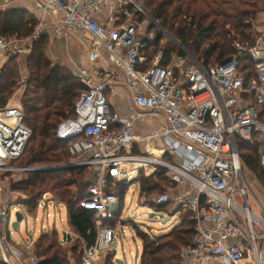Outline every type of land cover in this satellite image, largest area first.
Here are the masks:
<instances>
[{
  "label": "built area",
  "instance_id": "2783aa9c",
  "mask_svg": "<svg viewBox=\"0 0 264 264\" xmlns=\"http://www.w3.org/2000/svg\"><path fill=\"white\" fill-rule=\"evenodd\" d=\"M13 1L0 0V8ZM36 2L38 24L30 37L0 35V77L8 60L33 51L45 32L48 16L54 39L79 32L89 65L81 67L78 75L87 90L76 102V115L58 125L57 136L74 140L70 146L73 159L62 165L88 166L92 172L89 196L82 206L97 212L98 236L92 245L82 243L81 264H108L111 252V264L118 263L115 249L118 233L121 238L126 236L125 220L121 217L116 226L102 223L121 212L119 197L109 191L110 182L131 183L142 171L151 175L158 168L165 169L168 185L161 194L145 201L151 205L174 203L190 213L195 223L193 242L182 251L183 264L217 260L223 264H264V204L251 192L238 146L239 140L257 142L264 168L261 43L255 47L236 43L237 49L248 52L255 61L257 77L246 86L235 54L225 60H229L227 63L206 67L174 40L183 55L174 54L163 64L161 49L149 60L147 43L156 38L150 27L158 23L140 0ZM104 7L109 14L101 18ZM102 51L109 54L110 62L103 58ZM101 59L109 64L107 68L98 66ZM121 81L134 92L135 111L125 118L113 111L109 99V93ZM246 96H252L251 100ZM147 112L164 116L166 124L139 134L135 123ZM31 134L20 104L8 103L0 108V193L1 181L7 177L21 178L25 172L40 168L13 164L23 154ZM160 139L166 143L162 155L151 149ZM46 195L39 207L43 201L49 207ZM12 204L0 200V262L42 264L34 240L20 245L12 238ZM22 213L24 217V210ZM139 249L137 245L135 264H141Z\"/></svg>",
  "mask_w": 264,
  "mask_h": 264
},
{
  "label": "trees",
  "instance_id": "16d2710c",
  "mask_svg": "<svg viewBox=\"0 0 264 264\" xmlns=\"http://www.w3.org/2000/svg\"><path fill=\"white\" fill-rule=\"evenodd\" d=\"M140 1L151 17L204 66L221 63L235 54L239 58L238 71L244 76L245 85L257 77L254 59L248 52L237 49L236 43L244 47L258 45L262 32L255 30L253 26L257 15L264 11V0ZM37 22L36 16L24 9L0 10V35L28 38L33 34ZM45 37L46 33L34 44L28 59L31 73L25 83L21 103L25 122L31 128L32 134L23 154L13 162L16 166H54L66 164L73 159L70 146L74 140L59 139L57 129L63 120L76 115V102L81 93L87 90V85L66 66L51 64L44 53ZM164 38L165 34L158 32L154 40L148 41L146 48L149 60L161 49L164 52L163 64H167L174 54H184L176 42L170 41V45L162 44ZM18 58L12 57L4 65L0 77V108L7 106L19 87L20 72L16 61ZM246 98L251 100L252 96ZM261 120L264 121V106L261 110ZM238 146L243 163L264 183V168L259 161V144L239 140ZM24 175L23 178L5 179L17 195L14 203L23 205L27 213L33 214L39 207L42 196L51 194L68 210L71 227L77 236L74 241H78L80 245H92L96 242L97 212L82 206L83 200L89 196L88 190L92 184L90 167L36 169L27 171ZM165 178L163 168H158L147 176L142 171L135 181L139 183L140 199L147 200L153 195L161 194L164 191L162 182ZM130 184L132 183L110 182L109 191L119 197L121 212L110 219H104V226L119 224ZM153 206L156 211L164 214L181 210V216L188 217L183 216L169 233L158 236L149 237L143 230H137L136 233L143 243L141 264H183L182 251L193 242L196 232L190 213L185 214L180 207L173 210L174 203ZM41 236V239H44L48 238L49 234L44 233ZM77 250V245L64 249L56 241L38 255L42 258V264H70L67 255ZM113 257V252L108 255V264L112 263Z\"/></svg>",
  "mask_w": 264,
  "mask_h": 264
},
{
  "label": "rangeland",
  "instance_id": "374dc122",
  "mask_svg": "<svg viewBox=\"0 0 264 264\" xmlns=\"http://www.w3.org/2000/svg\"><path fill=\"white\" fill-rule=\"evenodd\" d=\"M143 5V4H142ZM144 7V6H143ZM145 8V7H144ZM5 9V7L3 8ZM147 11V10H146ZM148 12V11H147ZM262 13L258 15L260 18ZM263 17H261L262 20ZM158 23V22H157ZM255 30L262 32V36L258 38L259 42L264 49V26L257 27L256 21L253 26ZM157 36L158 32L163 34V31L159 28L158 25L151 24L150 27ZM254 30V31H255ZM165 34V33H164ZM165 37L162 41L166 43V45H170V41L175 42L171 37L165 34ZM70 39V38H69ZM44 53L46 57L49 59L53 66L60 65L66 66L67 69L72 70L76 73L77 71V59L79 55V51L83 52L79 43L74 40H57L51 38L49 36L45 37L44 41ZM33 52V51H32ZM32 52H26L22 56H18L19 58L16 60L19 66L20 72V82L19 87L15 90L13 96L11 97L9 103L11 105L20 104L23 92L25 90L26 81L31 73L30 65H29V56ZM189 52V51H188ZM190 53V52H189ZM191 54V53H190ZM79 72V71H78ZM78 75V73H77ZM158 114H150L148 117L146 116V120L151 119L155 122L160 121ZM154 122V123H155ZM163 144V143H162ZM245 165V164H244ZM148 175V174H144ZM140 177V175H139ZM245 177L247 179V183L250 186L251 192L255 194V198L261 200L264 204V183L248 166L245 165ZM5 188L7 187V183L5 181H1ZM127 185V184H123ZM168 185L167 179L165 178L162 182V188L164 189ZM127 188V186H124ZM7 197L1 199L4 202L13 203L10 208V230L12 231V238L17 241L20 245H26L33 241L35 242V250L37 253L43 252L50 244L55 243L58 237L62 236L65 230L70 229L69 222V213L66 206L62 203H59L58 207L54 205L53 196L51 194H47L45 200L49 202V207L46 206L45 202L41 207H38L33 211V214L27 213L24 206L21 204L14 203V200L17 198V195L8 187V190L5 191ZM138 192V194H137ZM159 193V192H158ZM145 198H141L139 196V186L134 181V183L130 184L128 193L125 196L122 217L125 220V233L126 236L121 238L120 233L118 239V246L116 247V257L115 260H122L121 264H135V258L137 255V245H139V259L141 261L143 254V243L141 238L138 237L136 231L140 232L143 230L147 236L154 237L161 234L169 233L177 223L180 222L183 216L188 217L187 215L181 216V210L176 211L171 219L165 223L162 222V219L155 216L152 217V213L154 206L145 203ZM145 203V204H144ZM176 209L174 206L173 210ZM182 209V207H180ZM24 210V217L19 222L18 229L13 227V222L16 220V213L18 211L22 212ZM187 213V211L182 210ZM188 214V213H187ZM49 215V216H48ZM181 216V218H180ZM45 224V228L42 226ZM57 232V233H56ZM47 233L49 237L41 239V235ZM68 237V236H67ZM67 237H61L66 244H60L64 249H69L72 245H77L78 250L76 252H69L67 258L70 264H80V260L82 257V244L76 240L75 237L68 241ZM38 241L36 242V240ZM58 241V240H57ZM60 243V242H58ZM125 249V251L123 250ZM120 264V263H117Z\"/></svg>",
  "mask_w": 264,
  "mask_h": 264
},
{
  "label": "crops",
  "instance_id": "0c3cea01",
  "mask_svg": "<svg viewBox=\"0 0 264 264\" xmlns=\"http://www.w3.org/2000/svg\"><path fill=\"white\" fill-rule=\"evenodd\" d=\"M8 8H20V9H24L26 10L27 12L31 13V14H34L38 20V17H39V9L37 7V2L36 0H14L11 4L7 5L5 7V9H8ZM0 10H4L3 8H0ZM261 14L260 18H258V15ZM258 15H257V18H256V26L257 27H263L264 26V20L261 19V17L264 16V11L263 12H260ZM109 14V9L107 7H104L103 9V12L100 14L101 18H106ZM264 19V18H263ZM47 20L48 23L46 25V29H45V32L47 36L53 38L52 36V22H51V18L50 16L47 17ZM38 24V22H37ZM78 34L79 32H76L75 35H72V34H66V35H63L62 37H60L58 40H63V41H68V40H74L76 42L79 43V40H78ZM70 35H72L73 37H69ZM70 38V39H69ZM81 49L83 52L79 51V55H78V59H77V71H76V74L78 73L79 69L81 67H85V66H88L89 65V62H88V58H87V55L85 53V50L83 49V47L81 46V44L79 43ZM102 56L103 58H105L107 61H109V54L106 53L105 51H102ZM110 62V61H109ZM112 65V64H111ZM98 66L99 67H105L107 68L109 66V64H106L104 62L103 59H101L99 62H98ZM112 69H115L117 70L118 73L122 74L123 73V70L121 68H118V67H113L112 66ZM133 95H134V92L132 90H130L125 84L123 81L119 82L113 89V92H110L109 93V99L112 103V108H113V111L115 113L118 114V116H120L121 118H125V117H128L129 114H131L132 112L135 111V106H134V103H133ZM150 114H154V113H151V112H147L145 113L142 117H140L136 123H135V126H136V131L137 133L139 134H145V133H148L152 130H156L158 129L159 127H161V125H165L166 124V121H165V117L160 115V116H157L159 117L160 121L158 122H155L151 119H148L146 120V116L148 117V115ZM155 115V114H154ZM155 122V123H154ZM163 143V144H162ZM166 146V143L164 140L160 139L157 141V146L156 147H152V151L158 155H162L163 154V148ZM25 177V175L23 176ZM21 177V178H23ZM8 184L7 187L5 188V186H3V191L0 193V200L1 199H4L5 197H7V194H6V190H8V187L10 186L9 182L7 180H5V184ZM131 183H134V182H131ZM53 201L56 205V207H58L59 205V202H57L54 197H53ZM69 222H70V215H69ZM45 225V224H43ZM126 225V224H124ZM71 226V224H70ZM57 233V232H56ZM68 235H71V240L75 237V239L77 238V236H75L74 232H73V229L72 227H70L69 230H65L62 234L63 237H67L66 236ZM62 236L58 237V239H56V241L58 240V242H60V244H62V240L63 238H61ZM68 239V237H67ZM70 240V241H71ZM38 241V239L36 240V242ZM69 241V240H68ZM49 244H52V243H49ZM112 253V252H111ZM211 264H223L221 261H212Z\"/></svg>",
  "mask_w": 264,
  "mask_h": 264
},
{
  "label": "water",
  "instance_id": "95a60500",
  "mask_svg": "<svg viewBox=\"0 0 264 264\" xmlns=\"http://www.w3.org/2000/svg\"><path fill=\"white\" fill-rule=\"evenodd\" d=\"M159 25V24H158ZM160 28L163 30V28L160 26ZM165 33L172 38V36L170 34H168L166 31ZM173 39V38H172ZM175 40V39H173ZM187 52V51H186ZM229 62V60L225 61V63ZM64 167H73V165H67V166H63V165H55V166H49V167H40L39 169L40 170H50V169H57V168H64ZM176 211H172L170 214H164L162 212H158L156 210H153V213H152V217H159L162 219V222L165 223L167 221H169L172 217V215L175 213ZM23 219V213L18 211L16 213V220L13 222V227L15 229H18V226H19V222ZM67 236V234H66ZM68 240L70 241L71 240V235H68ZM118 263H123L122 260H118L117 261Z\"/></svg>",
  "mask_w": 264,
  "mask_h": 264
},
{
  "label": "bare ground",
  "instance_id": "6f19581e",
  "mask_svg": "<svg viewBox=\"0 0 264 264\" xmlns=\"http://www.w3.org/2000/svg\"><path fill=\"white\" fill-rule=\"evenodd\" d=\"M151 149H153L152 147H151ZM129 167H131V165H129ZM149 172H152V169H149ZM151 174V173H150ZM139 184V183H138ZM137 194H138V192H137Z\"/></svg>",
  "mask_w": 264,
  "mask_h": 264
}]
</instances>
